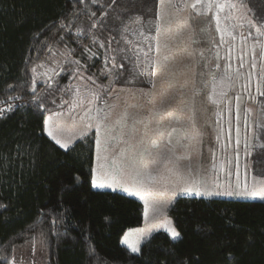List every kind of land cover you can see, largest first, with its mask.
<instances>
[{
  "label": "trees",
  "instance_id": "trees-1",
  "mask_svg": "<svg viewBox=\"0 0 264 264\" xmlns=\"http://www.w3.org/2000/svg\"><path fill=\"white\" fill-rule=\"evenodd\" d=\"M84 3L96 13L94 17L80 11L84 8L80 0H0V103L9 97L19 100L14 111L0 117V258L12 259L17 247L42 238L48 264H196L197 258L198 264H229V254L235 257L232 264H264V200L179 196L171 205L169 216L181 238L174 241L159 230L142 243L139 253H133L121 239L128 229L141 225L142 201L123 191H89L87 183L78 184L73 190L70 177L79 175L83 181L94 166L95 131L88 132L66 150L46 134L44 125L48 111L53 109L57 89L70 85L72 92L75 88L72 76L77 65L73 62L78 61L79 69L87 76L98 78L90 86L93 91H99L100 85L105 86L104 93L109 87L147 89L152 85L147 73L111 85L101 75L105 57L121 39L120 20L127 22L128 15L140 16L145 22L153 19L152 0H116L115 4L112 0H98L96 4L84 0ZM248 6L264 13V0H248ZM123 9L129 10L127 14ZM93 23L96 27H92ZM126 36L132 42L141 39L131 30ZM237 38L240 44L232 47L230 60L229 44L233 42L228 37H225L228 44L219 43L216 37L218 46L211 43L213 51L208 59L224 68L230 63V71L235 72L240 65L239 47H244L240 35ZM249 39L254 43L252 36ZM100 43L105 47H99ZM222 47L225 49L219 52L220 59L216 61L214 51ZM251 49L244 52V67L240 69L242 76L236 82V90L228 93L233 111L225 110L226 100L214 106H222L220 110L212 112L213 116L216 110L223 114L218 119L213 117L215 121L211 119L207 132L210 141L204 146L205 150L212 149L213 154L216 151L220 161L226 159L224 150L235 148L236 127L246 129L244 108L252 109L249 120L254 123L260 115L259 104L250 100L242 87L251 73L249 91L252 96H259L255 90L257 72L251 68L258 58L253 61ZM256 52L258 57V48ZM51 57L55 63L50 70L60 74L64 65L65 71L54 85L48 80L38 84L32 69ZM223 70L219 68L217 79ZM212 83L211 78L210 89ZM237 93L241 95L239 121L235 114ZM34 96L40 98L42 108L37 107ZM99 102H105L104 94ZM229 120L234 143H230L227 132ZM219 125L225 131L218 141L214 133ZM241 131L239 150L244 149L245 135ZM256 143H264V138ZM240 155L238 158L234 155L233 166L242 162ZM246 161L253 171L249 178L264 177V148L255 147ZM242 176L240 166L239 177ZM0 264H4L2 259Z\"/></svg>",
  "mask_w": 264,
  "mask_h": 264
},
{
  "label": "snow or ice",
  "instance_id": "snow-or-ice-1",
  "mask_svg": "<svg viewBox=\"0 0 264 264\" xmlns=\"http://www.w3.org/2000/svg\"><path fill=\"white\" fill-rule=\"evenodd\" d=\"M98 0H91L92 4H96ZM80 3L84 4V8L80 11L84 14L89 15V17H94L95 12H92L90 6L84 3V0H80ZM115 4L116 0H112ZM153 9L152 15L153 19L145 22L140 16H127V22L120 20L121 30L119 35L121 39L117 41L116 48L112 49L111 53L105 57L106 65L101 69L104 79L109 80V85L123 80L124 82H129V80H134L138 77H142L145 73L150 77L149 82L152 84L153 89L156 87V81L154 77L161 73H165L169 69L170 59L175 57L171 55L173 52V43L177 41L178 37H181L184 31V25L187 24L191 19L197 17H203L207 20V29L202 28V33L211 34L213 31L219 34V43L228 44L229 42L225 37H231L232 41L237 39L235 34L236 30L247 25L248 33L245 36L240 33V39L247 44L249 36L253 37L254 46L251 49V55L253 61L257 58L264 61V13H257L251 7L248 6V0H152ZM108 7H112L111 4ZM125 14L129 11L128 9L122 10ZM188 11V17H183V13ZM107 15V14H105ZM117 20L120 19L119 15L116 17ZM133 25L135 27H133ZM92 27H96L93 23ZM252 29L255 30L253 34ZM131 30L133 35H138L145 42L143 46L140 42H132L128 40L126 33ZM111 39H115L112 37ZM187 39L192 43H195L194 35L190 34ZM97 39L93 38V43H96ZM211 43L217 45L216 37L212 36ZM218 46V45H217ZM99 47H105L104 43H100ZM233 45L229 44V56L231 59V50ZM259 49V55L257 57L256 49ZM146 49V50H145ZM155 52V55H150V53ZM115 53V54H112ZM141 54L144 59H141ZM244 53L240 54V65L235 72L230 71L231 64L228 63L223 70L222 75L219 77L220 91L217 93V76L215 72H212L209 68L207 62L204 63L203 67L209 70V75L212 78L211 91L206 95L207 100L214 105H219L225 103L227 100L225 110L231 113L233 111L231 106V100L228 99V93L224 90L225 88H234L236 82L241 79L242 73L240 69L244 67ZM201 58H203V52L199 53ZM213 58L219 61L220 56L218 51H214ZM77 65L73 74L78 75L79 73V62L74 61ZM91 67V65L89 66ZM187 67V66H186ZM214 67L216 69L221 68L220 63H215ZM251 68H257V64L253 62ZM33 72L36 71L35 68L32 69ZM63 71V69H61ZM127 73V77L125 76ZM47 75V73H45ZM59 73L52 70V76L48 77L49 81L53 80L55 76ZM170 76H175L174 72H169ZM196 75L203 76L204 73L193 72L191 80L185 79L184 83L180 85L178 91H171L174 85L170 80L162 81V87L160 91L148 93V103L152 105L149 112L150 115L147 118L137 119V115L132 116V126L128 128L127 132L124 128L129 117V113L125 110L121 116L115 121L114 124L109 123V117L111 115L112 109L115 105H108L106 97L112 96L111 87L108 88L107 93H104V85H100L99 91H93L91 89H86L87 95L82 97L80 88L76 89V95L87 100L89 107L85 113V117L88 121L95 120V125L92 123H86L84 131L81 135H86L87 130L95 128V163L94 166L90 167L87 177L82 181L79 175H74L70 177L69 183L72 185L73 190L76 185L81 183H87L89 186V191L92 190H109L111 192H116L118 190L128 193L129 195L139 196L145 204V218H148L149 209H156L157 201L155 199L156 190L153 185L158 180L166 179L165 177H159L154 174L152 165H156L162 162L167 164L169 159L165 158L167 154L168 157L175 156L177 148L184 150V154L177 158L175 164V171L173 169H168L170 173L177 177V180H183V175L180 170V160H190L191 149L193 147V142H199L202 133L196 128L195 122V100L198 95L204 94V88L208 87V83H203V88H196ZM79 79L86 80L95 84V79L93 76H79ZM189 83H191V106L185 104L186 93L183 89L188 88ZM251 85V73L248 74V83L242 85L245 92L248 93V98L253 102H257L260 106V115L258 119L253 123L249 120L252 113V109L245 107L243 110V122L246 127V133L244 137V151L248 156L252 155L255 147L259 146L264 148V143L257 144L256 142L264 138V76H260L255 85V90L259 94L258 97L252 96L249 91ZM51 87V84H49ZM70 90V89H69ZM35 92V89H32ZM102 94L105 95V108L97 107L95 109L96 115H92L93 107L95 102L101 99ZM157 96L159 100L157 101ZM119 99V97H115ZM9 99H14L9 97ZM37 102V107L42 108L44 105L40 101L39 97H33ZM173 102L180 105L179 111L182 113L185 108H188L189 115L187 121L189 128H177L171 126L173 120L176 123H180V116L174 112H167L162 109L163 115L169 117L168 123L165 124L163 121V115L161 112H157V103L161 106L170 107ZM55 103V101H53ZM64 103H67L66 101ZM14 106L9 104L8 110H12ZM75 107V104L73 105ZM131 107H138L137 105H131ZM241 95L237 93L235 96V114L236 120L241 119ZM4 109H0V116L4 115ZM223 113L217 112V117H220ZM60 113H54L44 120L45 129L48 130V135L55 140L57 145L68 150L69 143H61V140L57 138V135L53 134V130L56 132H63L60 121ZM155 115H161V119H155ZM142 125L143 131L136 125ZM229 128L227 130L229 134V140H231V124L232 121H228ZM118 128L119 135L113 136V130ZM52 129V130H49ZM104 132L103 139L101 138V131ZM224 129H218L216 139L219 141L221 138V133ZM183 132L184 135L181 136L179 133ZM127 136V140L124 142L129 145L130 148L139 149V158L135 155L128 157L127 160L124 159V151L121 150L120 158L110 156V143L112 140H123ZM174 136L175 142H174ZM135 141V144H132ZM241 144L240 138V128L236 127V138H235V156L239 157V146ZM163 145V149L161 146ZM153 149L157 150L155 154ZM151 157L150 160L145 161L144 157ZM228 163L231 164L232 160L229 159ZM216 165L213 164V168ZM223 167V165H221ZM188 170L191 171V165H188ZM229 175L232 173L229 172ZM187 184L189 181L184 180ZM194 187H184L181 189L186 193H192L196 196H235L243 198H260L264 200V183L259 186L253 183L252 187L248 184L241 183L239 178L238 163L236 172V183L235 187H232L229 182L228 185L222 186L218 181H213L211 187L215 188V191L210 190L207 181H192ZM223 187V190L221 188ZM131 189V191H130ZM169 221L165 224L166 231L170 234L172 240H178L181 238V233L175 229V227H169ZM142 238V237H141ZM123 244L127 245L133 253H139L141 251L139 244L129 243L128 236L126 235L122 241ZM4 261V264H17L15 258L8 259L7 257L0 258ZM235 260L234 255L229 254V264ZM198 264V258L196 261Z\"/></svg>",
  "mask_w": 264,
  "mask_h": 264
},
{
  "label": "rangeland",
  "instance_id": "rangeland-1",
  "mask_svg": "<svg viewBox=\"0 0 264 264\" xmlns=\"http://www.w3.org/2000/svg\"><path fill=\"white\" fill-rule=\"evenodd\" d=\"M182 15L183 17L186 18L188 17L189 13L188 11H185ZM183 27H184V31L182 36L178 37L177 41L174 42L172 45L173 52L171 53V55L174 56L175 58L170 59L168 71L154 77L156 81L155 89H153L152 85L150 88L147 89L141 87H116V88L114 87L112 88V96H109V99H107L108 105H115L109 117L110 124H114L115 121L121 116V114L125 110L128 111L129 117L127 119V123L124 128V131L127 132L128 128L132 126L133 115H137V119L147 118L150 115H153L149 112V109L152 108V105L148 103L149 97L147 94L150 92L158 93L162 87V81L170 80L171 83L174 85V87L170 90L175 92L181 90L180 85L184 83L185 79H188L189 81L191 80L193 72L196 73L203 72L204 73L203 76L196 75L195 77L196 88L197 89L203 88V83L204 82L208 83V87L204 88L203 90L204 94L198 95L195 100L196 128L199 130L200 133H202V137L199 142H193V147L191 149V154H190V160L179 161L180 170L182 172L184 179L178 181L177 177L168 171V169L170 168L173 169V171H175L174 166L177 162V158L184 154L183 149L177 148L175 156L168 157L167 154L165 155V158L169 159V163L165 164L162 160L161 163L152 165L154 174L158 175L159 177H165L166 179L158 180L153 185L154 189L156 190L155 199L157 201V205L155 210L151 208L149 209L147 219L145 218L144 201L141 200L139 196H136L143 203V220L140 226L128 229L125 232L122 239L127 235L129 239V243L132 244L138 243L140 248L142 243L147 239H149L153 233L159 230L168 233L165 229V224H167L169 221L171 223L168 226L175 227L171 217L169 216V209L173 204V202L175 201V199L179 196H196L192 193H186L181 190L184 187H194L195 185L191 183L192 181L194 180L207 181L210 190L212 191L216 190L215 188L211 187L213 181H218L222 186H226L230 182L232 187H235V183H236L237 166L236 164L235 166H233L232 164L228 163L229 159L233 160L234 158L235 155L234 150H230V151L224 150V153L226 154V159L225 161H220V158L216 157V151L213 154L211 153V151H213L212 149L210 151H208L207 149L205 150V146H204L207 145L210 141L207 132L209 133L208 127L210 125L211 119L213 117L215 119H218L217 115L213 116L212 112H215L213 109L220 110L221 109L220 107H222L220 106L215 108L214 107L215 105L211 104L206 98V95L211 91V89L209 88L211 76L209 75V70L203 67L204 63L207 62L212 72H215L217 74L219 71V69L213 67L215 64V62H213L214 60L208 59L209 54L213 51V49H211L210 38L214 34L216 37H219V34L215 33L214 31L211 34L201 32L202 28L207 29L208 27L207 20H205L203 17H197L195 19H191ZM252 32L253 34H255L254 29H252ZM240 33H243L245 36H247L248 28L246 24L244 27L237 29L235 32L236 35L238 34L237 36H239ZM190 34L194 35V39L196 41L195 43H192L187 39V37ZM228 38H230V41H232L231 37ZM238 40L239 39L237 38L235 41H232L233 46H235L236 48L240 44ZM138 42H140L142 46L145 43L142 40V38L138 39ZM243 46L244 47H239V51L246 52V50H249L254 46V43H252L248 37L247 44L244 43ZM224 49L225 48L222 47L220 51L217 49L216 50L218 52H221ZM201 51L203 52V58H201V56L199 55ZM150 55H155V52L153 51L152 53H150ZM62 56L65 57V55ZM141 59L142 60L144 59L142 54H141ZM53 63H55V59L54 57H51L48 60V62L42 63L41 66H38L36 68L35 71L37 76L36 82L38 84L43 83L47 80L49 81L48 77L52 76V74H50L52 73L50 68H52L51 64ZM256 64H257V68H255V71L257 72V78L255 83H257V80L259 79L260 76H264V61L258 58ZM223 68L224 66L222 65L221 70H223ZM64 71H65V66L63 65V71H61V73H63ZM169 72H174L175 76H170ZM45 73H47V75H45ZM60 74L59 76H55L54 79L51 80L53 85L58 83ZM101 75L103 76L102 73ZM79 76L88 77L87 74H85V72L79 69L78 75L72 76L73 78L72 84L75 86L72 92L70 85H67V87L64 86L59 87L55 93V98L53 99V101H55V103H53V109L48 111V115L46 117L47 119L49 116L53 115L54 113L61 114L60 121H61V126L63 128V132L58 133L55 130H53V134L57 135V138L61 140L62 144L65 142H70L69 147L72 146L77 140L81 139L84 136L81 135V132L84 131L86 123H92L93 126L95 125V120L88 121L86 119H82L83 117H85V113L87 111V108L89 107V105L87 104V100L83 99L82 97L87 95L86 89H91L90 86L92 85V82L81 80L79 79ZM94 79L97 80L98 78L94 77ZM216 83H217V93H219L220 91L219 79H217ZM78 87L81 90L82 97H78L76 95V89ZM235 88L236 85L234 88H225L224 90L227 93H231V91L236 90ZM190 89H191V83H189L188 88L183 89V91L187 94L184 103L188 104L189 106H191ZM117 96L119 97V99L115 98ZM158 100L159 97L157 96V101ZM65 101L67 103H64ZM99 101L100 100L96 101L95 105L92 106L93 116L96 115L95 109L97 107L105 108V102L100 103ZM74 104L75 107H73ZM131 105H137L138 107H131ZM179 108L180 105L176 102H173L170 107L161 106L158 103L156 105L157 112H161V110L164 109L167 112H174L180 116L181 118L180 123H176L175 120H173L171 126L177 128H189V124L187 121V117L189 115L188 108H185L182 113L179 111ZM217 110L216 112H218ZM105 111H107L106 108ZM161 115H163L162 112ZM161 115H155V119L157 120L161 119ZM168 120L169 117L167 115H163V121L165 124L168 123ZM136 126L140 128L141 131H143L142 125L138 124ZM219 129H222L220 125H219ZM92 130L95 131V128L93 127L91 129H88L87 133ZM240 130H242L241 133L244 132L245 135L246 129L242 128ZM45 132L48 135V130L45 129ZM118 135H119V129L116 128L113 130V136H118ZM179 135L183 136L184 133L181 132L179 133ZM216 135L217 133L216 134L214 133V137H216ZM230 136L233 137V134H231ZM103 137H104V132L102 130L101 138L103 139ZM175 138L176 137L174 136V142H175ZM125 140H127V136H125L123 140L114 139L111 141L110 156L119 159L121 150H125L124 151L125 160H127L128 157H131L133 155L139 158V149L130 148L129 145L124 142ZM135 143H136L135 141H132V144ZM230 143H234L233 140H230ZM161 149H163V145L161 146ZM152 151L155 154L157 150L153 149ZM239 154H241L240 159L242 160V162L240 161V164L238 166V171L240 169V166L243 168V176L239 177L241 183L243 184L246 182L249 187H252L254 182L256 183L257 186H259L261 183H264L263 176L254 177L253 175V178H249V176L253 174V171L252 169H250V166L248 165V161H246L247 155L245 154L244 149L241 148L239 150ZM213 156H215V159ZM144 159L145 161H148L151 159V157L145 155ZM94 163H95V157H94ZM189 164L191 165V171L188 170ZM213 164L216 165L215 168H213ZM221 165H223V167H221ZM229 172H231L232 174L229 175L228 174ZM184 180L189 181V183L185 184ZM221 190H223V187L221 188ZM197 197H207V196H197ZM212 197H219V196H212ZM223 197L261 200L258 197L257 198H243V197H235V196H223ZM14 258L17 264H48V252H47V248L44 245L43 239L36 238L35 240L29 242L26 245L17 247L14 251Z\"/></svg>",
  "mask_w": 264,
  "mask_h": 264
},
{
  "label": "built area",
  "instance_id": "built-area-1",
  "mask_svg": "<svg viewBox=\"0 0 264 264\" xmlns=\"http://www.w3.org/2000/svg\"><path fill=\"white\" fill-rule=\"evenodd\" d=\"M14 99H8V100H5V101H2L0 103V109H4V115L8 114L9 112L11 111H14L18 106H19V100L18 98L16 97H13ZM11 104L13 105L14 107L12 108V110H8V105ZM2 115V116H4ZM0 116V117H2Z\"/></svg>",
  "mask_w": 264,
  "mask_h": 264
}]
</instances>
